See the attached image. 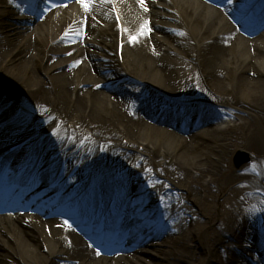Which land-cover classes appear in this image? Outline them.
I'll use <instances>...</instances> for the list:
<instances>
[{"label": "bare ground", "instance_id": "obj_1", "mask_svg": "<svg viewBox=\"0 0 264 264\" xmlns=\"http://www.w3.org/2000/svg\"><path fill=\"white\" fill-rule=\"evenodd\" d=\"M95 1L85 10L76 0L79 7H64L33 27L32 14L0 0V115L14 120L0 143L35 130L39 142L26 164L41 165L47 152L60 153L53 176L77 166L74 177L82 176L84 188L102 197L118 192L121 202L132 191V173L143 182L150 175L134 190L160 212L158 238L142 235L150 214L139 215L128 233L139 230L151 247L113 262L85 246L80 233L89 222L77 214L73 226L53 221L55 210L22 213L0 222V264H264V199L258 196L264 192V37L240 31L229 18L237 13L217 5L220 0L144 6L119 0L127 40L119 62L110 2ZM145 24L151 30L141 34ZM71 25L76 38L62 41ZM123 78L125 84L111 82ZM142 91L151 101L191 102L189 118L145 108L137 101ZM125 99L136 101L137 119L123 107ZM11 103L15 110L8 111ZM226 114L237 120L224 131L214 123ZM238 150L251 163L236 170ZM130 152L132 160L142 158L137 168L128 162ZM20 164L5 166L0 178L17 182L13 172ZM131 208L128 203L127 216ZM106 221L103 233L110 228Z\"/></svg>", "mask_w": 264, "mask_h": 264}, {"label": "snow or ice", "instance_id": "obj_2", "mask_svg": "<svg viewBox=\"0 0 264 264\" xmlns=\"http://www.w3.org/2000/svg\"><path fill=\"white\" fill-rule=\"evenodd\" d=\"M49 2L52 3V0H49ZM80 2L83 5V7L85 8V10H90V8H91V0H80ZM106 2H110V0H106ZM228 2L231 3L232 0H228ZM140 3H141L142 6H144L145 3H146V0H140ZM52 7L55 8V7H57V5L52 3ZM150 30L151 29L148 27V25L145 24L141 34H143V32H145V31H149L150 32ZM66 35H68V33H66ZM182 35H183V33H182ZM131 39H132L133 42H135L137 37L133 36V37H131ZM96 254L100 255L99 248L96 249Z\"/></svg>", "mask_w": 264, "mask_h": 264}, {"label": "water", "instance_id": "obj_3", "mask_svg": "<svg viewBox=\"0 0 264 264\" xmlns=\"http://www.w3.org/2000/svg\"><path fill=\"white\" fill-rule=\"evenodd\" d=\"M249 162V155L242 150L237 151L234 157V164L238 167H241L243 164Z\"/></svg>", "mask_w": 264, "mask_h": 264}, {"label": "rangeland", "instance_id": "obj_4", "mask_svg": "<svg viewBox=\"0 0 264 264\" xmlns=\"http://www.w3.org/2000/svg\"><path fill=\"white\" fill-rule=\"evenodd\" d=\"M119 142H121V141H119ZM122 143V142H121ZM122 144H125V143H122ZM236 170H238V169H236ZM234 171V170H233ZM183 189V188H182ZM187 239H189V238H187Z\"/></svg>", "mask_w": 264, "mask_h": 264}]
</instances>
